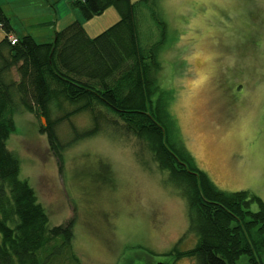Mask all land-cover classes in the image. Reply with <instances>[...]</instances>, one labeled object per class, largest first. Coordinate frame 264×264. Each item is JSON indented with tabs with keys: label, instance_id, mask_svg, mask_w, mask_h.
I'll return each instance as SVG.
<instances>
[{
	"label": "rangeland",
	"instance_id": "1",
	"mask_svg": "<svg viewBox=\"0 0 264 264\" xmlns=\"http://www.w3.org/2000/svg\"><path fill=\"white\" fill-rule=\"evenodd\" d=\"M75 2L0 0L14 33L38 42H52L56 30L77 19L91 36L119 20L114 7L85 19ZM153 10L166 24L153 100L162 95L166 102L169 145L220 189L249 190L264 200V0L142 3V44L162 37ZM4 35L0 27V40ZM62 104L53 106L52 121L74 106ZM95 113L98 131L75 138L93 127ZM15 122L8 146L20 158L21 177L36 189L51 226L74 222L79 264H199L175 257L198 243L188 197L149 142L115 113L98 104L59 122V148L42 132L45 116L21 110ZM239 263L249 264L246 257Z\"/></svg>",
	"mask_w": 264,
	"mask_h": 264
},
{
	"label": "trees",
	"instance_id": "2",
	"mask_svg": "<svg viewBox=\"0 0 264 264\" xmlns=\"http://www.w3.org/2000/svg\"><path fill=\"white\" fill-rule=\"evenodd\" d=\"M155 1L76 0L85 19L114 7L119 20L96 36L77 19L56 30L52 42L27 34L15 36L14 44V28L0 4L5 32L0 40V264H63L65 259L79 264L73 252L74 222L50 225L36 189L21 177L20 158L8 141L16 131L15 115L22 110L45 116L48 125L42 132L54 148L63 147L57 124L82 111L94 112L98 104L149 142L160 165L188 197L189 230L196 232L198 243L175 251V257L196 258L199 264H240L246 257L249 264H264V200L249 190L220 189L191 157L185 161L168 143L166 102L162 93L156 105L153 100L157 49L165 40L166 24L158 11L150 12L162 37L142 44L138 18L141 4ZM66 102L73 108L52 121L53 106ZM98 115L93 127L75 132V138L95 134Z\"/></svg>",
	"mask_w": 264,
	"mask_h": 264
},
{
	"label": "built area",
	"instance_id": "3",
	"mask_svg": "<svg viewBox=\"0 0 264 264\" xmlns=\"http://www.w3.org/2000/svg\"><path fill=\"white\" fill-rule=\"evenodd\" d=\"M10 41L12 44H14L17 41V38L15 36H11Z\"/></svg>",
	"mask_w": 264,
	"mask_h": 264
},
{
	"label": "crops",
	"instance_id": "4",
	"mask_svg": "<svg viewBox=\"0 0 264 264\" xmlns=\"http://www.w3.org/2000/svg\"><path fill=\"white\" fill-rule=\"evenodd\" d=\"M14 36L18 37V36H21V35H19V34H17V33H16V34L14 33ZM32 36H33V35H32ZM33 37H34V36H33Z\"/></svg>",
	"mask_w": 264,
	"mask_h": 264
},
{
	"label": "water",
	"instance_id": "5",
	"mask_svg": "<svg viewBox=\"0 0 264 264\" xmlns=\"http://www.w3.org/2000/svg\"><path fill=\"white\" fill-rule=\"evenodd\" d=\"M157 264H166L165 262H159V263H157Z\"/></svg>",
	"mask_w": 264,
	"mask_h": 264
}]
</instances>
